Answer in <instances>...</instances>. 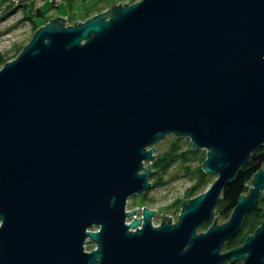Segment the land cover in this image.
<instances>
[{
  "label": "water",
  "instance_id": "1",
  "mask_svg": "<svg viewBox=\"0 0 264 264\" xmlns=\"http://www.w3.org/2000/svg\"><path fill=\"white\" fill-rule=\"evenodd\" d=\"M168 135L206 150L216 178L155 226L157 210L126 207ZM262 146L264 0L52 18L0 67V264H264V219L224 250L264 196V163L229 219L198 232Z\"/></svg>",
  "mask_w": 264,
  "mask_h": 264
},
{
  "label": "rangeland",
  "instance_id": "2",
  "mask_svg": "<svg viewBox=\"0 0 264 264\" xmlns=\"http://www.w3.org/2000/svg\"><path fill=\"white\" fill-rule=\"evenodd\" d=\"M117 3H133L139 0H116ZM112 0H0V67L4 64L5 60L14 59L24 46L28 44L34 35V32L40 27L49 22L50 19L56 17H62L66 19L67 25H72L75 22L85 21L86 19L103 13L110 6ZM36 10H41L44 13L41 19L36 20L34 17V12ZM22 48V49H21ZM18 52V53H17ZM9 60V61H10ZM174 135H168L161 141L154 144L156 148L155 154H161L164 151H168L171 142L174 140ZM183 140L180 145V150H185L188 146V139L182 137ZM203 153L199 155L192 156L188 161L177 160L172 163V165L164 170L159 175L163 179L164 183L156 187H151L146 198L141 199L142 195L132 196L128 199L126 209L128 211L135 208V201H142L145 207H150L152 210H157L154 218L153 224L158 225L160 220V215L162 214V209H164L165 214L171 216L173 222L177 221V218L181 209V202L185 199L186 193H188L191 187L198 183L199 179H203L197 175L198 167H202L205 161L204 155H207L206 150H199ZM147 164V162L145 163ZM188 167V171H186ZM153 171V170H152ZM207 184L203 192L213 183L216 176L208 175ZM158 177H155L157 179ZM151 182V180H150ZM262 197H264L261 194ZM259 206L263 208L264 211V198L260 202L257 201ZM140 209L142 207H139ZM140 213L137 214V217ZM230 215L222 216L214 213V216L210 221L203 224L202 227L198 229L202 231L207 229L211 223L216 220L220 222L221 220H228ZM95 228H92L94 230ZM237 238V235L234 237ZM233 238V239H234ZM232 239V240H233ZM230 248L234 246V243L229 244ZM86 250L90 251L94 248V244L91 242L86 243ZM224 250H228L225 244ZM239 263L240 262H236Z\"/></svg>",
  "mask_w": 264,
  "mask_h": 264
},
{
  "label": "trees",
  "instance_id": "3",
  "mask_svg": "<svg viewBox=\"0 0 264 264\" xmlns=\"http://www.w3.org/2000/svg\"><path fill=\"white\" fill-rule=\"evenodd\" d=\"M34 18L41 19L42 14L44 13L41 10H36L34 12ZM22 49V48H21ZM18 53V52H17ZM11 59V58H10ZM10 59L3 61L2 63L5 64ZM185 140L183 138L174 137V140L168 151H164L161 154H157L156 159L153 161L152 165V174L150 176L149 181L151 180L152 187H156L158 185H162L164 183L163 179L159 175L164 170L169 168L173 162L177 161L178 159L185 162L188 161L192 156H197L202 151L199 150H193L191 144L188 143V146L185 150H180V145L182 141ZM204 154V153H203ZM204 155V159H205ZM264 163V146L262 148L255 150L247 165L243 166L242 169L239 170L237 173L234 181L232 184L226 186L222 192L221 196V202L216 207L215 212L217 214H220L222 216H228L231 214L233 208L235 207L239 197L241 195H246L248 193L249 187H250V180L253 178V175L263 166ZM186 167V171H188ZM197 175L200 176L203 179H199L198 183L193 185L188 193L185 195V199L193 198L201 193H203V190L205 189L206 182H207V175L203 172L202 167H198L197 169ZM155 177H158L154 180ZM148 195V192L143 194L141 199H145ZM264 198L262 196L259 197L258 202L261 201V199ZM136 207H145L144 204H142V201H135ZM264 219V211L261 206L256 204L244 217L242 227L239 233H237V238H234L233 240H230L226 243L228 249H232L235 247L240 246L247 236L252 234L262 223ZM89 242V241H88ZM231 243H234V246L230 248ZM228 264H239V263H228Z\"/></svg>",
  "mask_w": 264,
  "mask_h": 264
},
{
  "label": "flooded vegetation",
  "instance_id": "4",
  "mask_svg": "<svg viewBox=\"0 0 264 264\" xmlns=\"http://www.w3.org/2000/svg\"><path fill=\"white\" fill-rule=\"evenodd\" d=\"M261 196V195H260ZM155 226H157V225H155ZM230 263V262H229ZM228 264V263H227Z\"/></svg>",
  "mask_w": 264,
  "mask_h": 264
},
{
  "label": "clouds",
  "instance_id": "5",
  "mask_svg": "<svg viewBox=\"0 0 264 264\" xmlns=\"http://www.w3.org/2000/svg\"><path fill=\"white\" fill-rule=\"evenodd\" d=\"M128 211V210H127Z\"/></svg>",
  "mask_w": 264,
  "mask_h": 264
}]
</instances>
